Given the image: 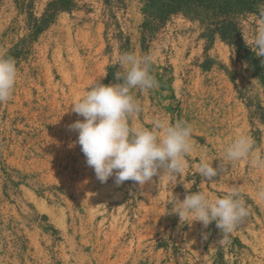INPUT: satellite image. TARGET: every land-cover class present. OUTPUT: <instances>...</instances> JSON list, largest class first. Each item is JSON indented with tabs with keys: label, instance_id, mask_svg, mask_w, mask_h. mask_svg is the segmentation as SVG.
I'll use <instances>...</instances> for the list:
<instances>
[{
	"label": "rangeland",
	"instance_id": "obj_1",
	"mask_svg": "<svg viewBox=\"0 0 264 264\" xmlns=\"http://www.w3.org/2000/svg\"><path fill=\"white\" fill-rule=\"evenodd\" d=\"M145 8L143 0H0V55L18 68L14 94L0 104V264H264V170L251 157L224 159L240 133L264 156V65L251 50L260 20L239 19L250 62L218 36L209 42L206 24L192 17L171 18L142 46ZM46 9L57 11L49 18ZM123 52L152 55L158 81L132 90L141 111L130 124L183 119L193 129L184 172L159 169L142 187L117 185L115 175L101 183L69 129L84 119L72 111L76 95L97 79L122 83L114 61ZM202 159L223 171L202 177ZM232 188L249 215L227 244L215 222L181 224L172 212L175 198Z\"/></svg>",
	"mask_w": 264,
	"mask_h": 264
},
{
	"label": "clouds",
	"instance_id": "obj_2",
	"mask_svg": "<svg viewBox=\"0 0 264 264\" xmlns=\"http://www.w3.org/2000/svg\"><path fill=\"white\" fill-rule=\"evenodd\" d=\"M260 16L259 27L251 36V50L264 65V9ZM114 63L124 68L123 72L114 74L122 83L105 85L97 79L70 104L72 111L84 118L69 125V129L78 132L76 142L81 146L87 165L94 169L101 183L115 175L117 185L131 180L141 187L157 175L159 169L169 176L184 172L186 156L193 150V129L187 121L157 120L151 129L130 124L131 117L141 111L132 90L149 91L158 87L151 72L153 56L123 52L117 54ZM106 75L107 71L100 77ZM17 79L15 59L0 55V104L10 100ZM254 143L249 135L238 134L224 148V159L234 162L251 157V164L264 170V156L254 152ZM211 162L202 159L197 166L198 174L210 179L223 171L221 163L214 168ZM257 195L264 201V187ZM174 205L172 212L178 215L181 224L198 221L207 228L215 222L222 233L219 241L224 244L229 243L230 234L249 215L238 188H232L223 197L209 198L202 191L190 193L182 201L175 198Z\"/></svg>",
	"mask_w": 264,
	"mask_h": 264
},
{
	"label": "trees",
	"instance_id": "obj_3",
	"mask_svg": "<svg viewBox=\"0 0 264 264\" xmlns=\"http://www.w3.org/2000/svg\"><path fill=\"white\" fill-rule=\"evenodd\" d=\"M32 0H18L19 5L31 6ZM145 22L142 24L141 44L147 42L156 31L162 28L173 17H192L205 23V36L211 42L218 36L221 41L238 51L245 53L250 62L255 60L242 40L239 19L256 16L261 19L260 8L264 0H143ZM55 4V3H54ZM53 4H50L51 8ZM48 7V8H49ZM62 9V8H61ZM70 10V8H64ZM57 9H46L44 17H53Z\"/></svg>",
	"mask_w": 264,
	"mask_h": 264
}]
</instances>
